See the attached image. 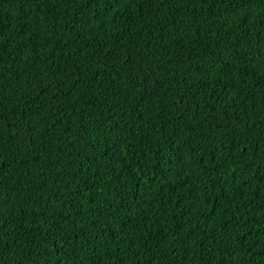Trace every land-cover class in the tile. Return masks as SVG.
Here are the masks:
<instances>
[{
	"label": "trees",
	"instance_id": "obj_1",
	"mask_svg": "<svg viewBox=\"0 0 264 264\" xmlns=\"http://www.w3.org/2000/svg\"><path fill=\"white\" fill-rule=\"evenodd\" d=\"M0 264H264V0H0Z\"/></svg>",
	"mask_w": 264,
	"mask_h": 264
}]
</instances>
